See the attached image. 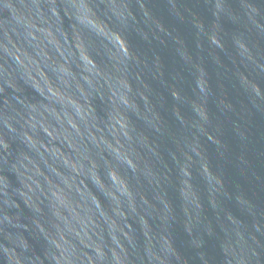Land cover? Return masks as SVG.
Segmentation results:
<instances>
[{
  "label": "water",
  "instance_id": "obj_1",
  "mask_svg": "<svg viewBox=\"0 0 264 264\" xmlns=\"http://www.w3.org/2000/svg\"><path fill=\"white\" fill-rule=\"evenodd\" d=\"M0 264H264V0H0Z\"/></svg>",
  "mask_w": 264,
  "mask_h": 264
}]
</instances>
